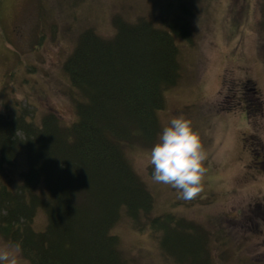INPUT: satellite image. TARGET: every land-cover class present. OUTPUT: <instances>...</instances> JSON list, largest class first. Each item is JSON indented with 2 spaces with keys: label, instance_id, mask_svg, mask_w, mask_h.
<instances>
[{
  "label": "trees",
  "instance_id": "16d2710c",
  "mask_svg": "<svg viewBox=\"0 0 264 264\" xmlns=\"http://www.w3.org/2000/svg\"><path fill=\"white\" fill-rule=\"evenodd\" d=\"M151 13L134 22L110 14L114 31L104 33L88 26L94 21L88 16L72 23L74 47L63 65L76 116L70 124L61 126L55 113L35 103H29L33 118L16 104L20 112L12 113L1 100L0 240L20 244L19 264H126L122 236L114 232L123 218L164 262L223 264L211 250L226 244L224 228L204 244L207 257L192 256L191 241L206 230L168 211L124 154L125 146L139 142L149 151L158 140L164 93L185 80L179 54L194 47L185 19L167 11L159 14L168 17L165 24L156 27ZM251 62L264 82V59ZM39 212L46 219L42 229L32 225ZM233 244L243 250L241 241ZM239 254L229 264H255Z\"/></svg>",
  "mask_w": 264,
  "mask_h": 264
},
{
  "label": "rangeland",
  "instance_id": "374dc122",
  "mask_svg": "<svg viewBox=\"0 0 264 264\" xmlns=\"http://www.w3.org/2000/svg\"><path fill=\"white\" fill-rule=\"evenodd\" d=\"M229 1L0 0V113L6 111L1 105L2 100L8 103V111L12 113L20 112L16 108L18 105L22 113L26 111L29 117H33L37 104L39 109L56 113L61 126L75 120L73 103L65 92L67 82L62 60L72 49L75 39L70 31L72 23L80 25L79 20L83 17L92 18L93 24L88 26L103 33L114 31L108 20L110 14L119 13V17L135 21L156 11L148 15L155 18L152 23L159 22L154 24L156 27L165 24L168 17L159 14L167 11L168 16L185 19L192 31L189 41L194 45L191 49L183 47L179 54L180 64L187 67L182 78L185 82L179 80L174 89L164 93L165 107L157 113L159 129L174 115L191 120L206 154L202 191L192 200H184L169 185L152 182L147 169L141 167V160L148 150L139 142L133 143L129 149L125 146L124 154L168 211L173 212L177 206L185 207L184 216L179 215L205 223L210 229L215 221L221 222L225 232L242 242L248 259L258 263L264 262V228L261 227L264 224H251L248 218L252 216L250 203L264 182L247 177L244 165L249 161L243 155L246 149L257 154L264 149V82L259 81L257 66L251 65L253 52H257L256 60L264 59V38L256 25L247 27L249 33H245V26L250 18L254 23L257 17L258 28L264 27L259 15L264 0ZM135 2H140L137 14L131 12ZM163 4L169 8H164ZM251 10L253 13L250 14ZM245 61L250 66L245 65ZM25 76L28 79H24ZM199 85L203 88L201 93ZM247 86L253 90L249 91ZM228 94L232 108L224 110L222 103ZM27 100L35 103L34 108ZM246 103L249 112L244 119ZM220 187L225 190L224 194ZM176 196L178 200H173ZM242 206L247 209L241 216L237 211ZM40 214L32 224L36 229H42L46 224L45 216ZM126 220L123 218L114 229L122 236L126 264H172L171 260L164 262L165 257L160 258L152 252L151 244L141 236L132 234L130 224L129 228L123 224ZM5 244L8 243L0 240V246ZM231 245L226 254L238 260L241 258L238 246Z\"/></svg>",
  "mask_w": 264,
  "mask_h": 264
},
{
  "label": "clouds",
  "instance_id": "9594fccd",
  "mask_svg": "<svg viewBox=\"0 0 264 264\" xmlns=\"http://www.w3.org/2000/svg\"><path fill=\"white\" fill-rule=\"evenodd\" d=\"M206 158L199 134L184 116H171L162 126L158 141L141 160V167L151 169L150 179L169 185L184 200H192L202 191ZM21 246H0V264H19Z\"/></svg>",
  "mask_w": 264,
  "mask_h": 264
},
{
  "label": "flooded vegetation",
  "instance_id": "af4514ba",
  "mask_svg": "<svg viewBox=\"0 0 264 264\" xmlns=\"http://www.w3.org/2000/svg\"><path fill=\"white\" fill-rule=\"evenodd\" d=\"M226 97L229 98V95H227ZM246 111L247 110H245V112ZM249 151L251 152V149ZM256 162H257V159L254 161V164ZM258 163H259V165H256V166H253V167L248 165V167L251 168V169H256L258 172L263 171L262 173H257L256 175L264 174V165L263 166L260 165L261 163L264 164V162L263 161H259ZM254 179L256 180L257 177L254 176ZM263 182H264V180H263ZM262 191H264V188H262L260 190V193ZM256 197H257V199L255 198L256 199V207H258V208H264V192H263V194H258Z\"/></svg>",
  "mask_w": 264,
  "mask_h": 264
}]
</instances>
